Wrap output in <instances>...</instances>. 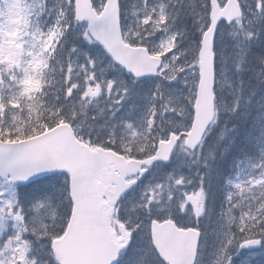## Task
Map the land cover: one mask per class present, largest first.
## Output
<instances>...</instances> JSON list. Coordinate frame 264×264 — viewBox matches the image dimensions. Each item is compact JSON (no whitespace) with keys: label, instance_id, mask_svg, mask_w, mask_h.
<instances>
[{"label":"snow or ice","instance_id":"6c2138e0","mask_svg":"<svg viewBox=\"0 0 264 264\" xmlns=\"http://www.w3.org/2000/svg\"><path fill=\"white\" fill-rule=\"evenodd\" d=\"M2 3L0 264H264V144L252 159L258 172L223 177L227 125L208 140L221 113L218 41L236 21L213 25L212 0L180 27L182 0H139L126 27L122 0L114 18L110 0H21L19 21L10 20L15 0ZM241 9L249 23L264 19V0ZM133 88L145 101L139 117L127 103ZM214 166L225 183L210 206ZM154 225L174 228L164 237L173 252ZM90 242L103 259L78 255Z\"/></svg>","mask_w":264,"mask_h":264},{"label":"rangeland","instance_id":"374dc122","mask_svg":"<svg viewBox=\"0 0 264 264\" xmlns=\"http://www.w3.org/2000/svg\"><path fill=\"white\" fill-rule=\"evenodd\" d=\"M184 0H182L183 3ZM244 2V0H241ZM17 4V10L10 16V20L19 21L22 17V11L20 9L21 0H15ZM124 3V8L122 9L121 24L122 27H126L130 22H132L135 17L132 16V7L136 5L139 8V0H122ZM175 3V0H172ZM203 0L199 1V11H197V18L201 15H206L204 10L200 7ZM251 5L249 3V9ZM0 8L4 10V13L8 14V4H0ZM247 11V10H246ZM193 14V13H192ZM184 18L180 14L179 20L177 22V27L183 26L180 23V19ZM188 21H189V17ZM193 18V17H191ZM165 17L162 15L160 17V23H164ZM250 18L243 15V20L247 24ZM239 26V25H238ZM237 25H232L229 29H224L221 32V39L218 44L221 45L218 49L219 53L217 56V69L219 74V82L217 85L218 96L221 99V113L217 125L213 126L211 132L209 133L208 140L211 141L213 138L220 135L222 128L227 125L229 131L225 134L224 144H228L229 141L232 142V146L228 152H231L233 146L238 145L237 138H243V142L248 140L251 135L249 133L255 132L254 139L255 142H247V145L253 150V153H249V156L245 157L243 161L236 163H231L228 155L226 159L218 162V167L223 173V177H235L238 174H255L258 169L252 167V159L258 155L260 151V146L264 144V80L256 84V90L249 93L247 89L241 87L240 75L242 76V63H241V36L238 31ZM190 27V26H189ZM257 37L261 35V31L264 29V19H261L258 23L252 24ZM233 33H236L233 35ZM159 35V34H158ZM264 37V34H263ZM68 43H73L72 37H68ZM237 49H241L238 51ZM170 50V47L166 51ZM74 59H79V57H73ZM127 74H125V77ZM145 80V85L143 86V93L150 91L152 84L150 78H142ZM139 83V82H137ZM239 100L240 106L235 113H230L229 110L232 108L234 101ZM136 102L138 105L137 116H142L145 108V101L139 99L137 96V89L133 88L127 103ZM123 111V109H122ZM228 117V118H227ZM238 143V144H237ZM238 147L232 151L233 159H236L241 151L247 146ZM255 146L256 148H254ZM225 164L227 165L228 171L225 170ZM233 168L230 170V168ZM215 167L212 172L206 177V195L209 205L218 203L223 198V185L225 180L223 178H218L215 172ZM195 169V165L193 166ZM229 175V176H228ZM151 179V177L149 178ZM147 183V181H146ZM214 185V191L211 187ZM46 187V186H44Z\"/></svg>","mask_w":264,"mask_h":264},{"label":"trees","instance_id":"16d2710c","mask_svg":"<svg viewBox=\"0 0 264 264\" xmlns=\"http://www.w3.org/2000/svg\"><path fill=\"white\" fill-rule=\"evenodd\" d=\"M199 1L200 0H184L183 1V9L180 11L181 15H184V8L185 5H187V11L188 14L190 15L191 13H193L192 15L195 16L196 18V14L197 11H199ZM206 2V0H203V3ZM244 13H246V10H244ZM186 14V12H185ZM235 25H239L238 26V31L240 32V36H241V63H242V76L240 75V80H244V78H251L253 80H255L256 83L264 80V29L263 31H261V35H259V37H257L256 39H253L251 41L248 40V37L252 35L253 32H255L254 28L251 27V24H247L244 22L243 19H240L239 21H237V23H235ZM257 34V33H256ZM70 44L68 43L67 45H65V47H69ZM249 50V51H248ZM248 52V54L246 55V53ZM228 118V117H227ZM253 133L254 136L255 132H251ZM238 139V143L241 145L243 143L242 138H237ZM238 144V147H242V145L240 146ZM237 145L233 146V148L231 149V152L228 154V158H230L231 163H234L233 166L238 163L243 161V159L247 156H249V153L252 154V151L249 150L248 145L241 151V153L237 156L236 159H233L231 154L233 153L232 151L236 148ZM233 166L230 168V170L233 168Z\"/></svg>","mask_w":264,"mask_h":264},{"label":"water","instance_id":"95a60500","mask_svg":"<svg viewBox=\"0 0 264 264\" xmlns=\"http://www.w3.org/2000/svg\"><path fill=\"white\" fill-rule=\"evenodd\" d=\"M85 2V0H82ZM110 8L111 14L113 18L115 17V8H114V0H110ZM212 18H213V25L215 21L219 19L221 16L227 17L230 21H233L240 17L242 11L240 7V3L238 0H227L223 7H220V4L217 3V0H212ZM85 14H88V10L85 9ZM118 42L113 41V46H117ZM210 51V47L206 46L203 49V54L205 57V64L207 63V53ZM137 70L139 67L137 66ZM202 81L204 82V92L201 98V108L202 110H207L210 104V95L208 92V84L206 77H202ZM87 210L89 216L94 213L95 204L94 202L89 201L87 204ZM154 234L157 236V240L159 243L166 245V250L169 252H173L176 247V242L173 240H165L166 233L174 232V228L170 225H154L153 226ZM174 254V253H173ZM79 256H87L93 259H103L105 252L103 246L99 244V242H90L88 244L80 245L79 246Z\"/></svg>","mask_w":264,"mask_h":264},{"label":"bare ground","instance_id":"6f19581e","mask_svg":"<svg viewBox=\"0 0 264 264\" xmlns=\"http://www.w3.org/2000/svg\"><path fill=\"white\" fill-rule=\"evenodd\" d=\"M188 1H190V0H188ZM185 12H186V14H185ZM182 16H184V18H181L180 19V23H181V25H184L187 21H188V18L187 17H189V18H191V17H193V19H196L197 18V16H196V18H195V16L194 15H192V13L189 15L188 14V11H187V5H185V8H184V15H182ZM190 26V25H189ZM240 84H241V87L243 88H245V89H247L248 90V92L249 93H251V92H253V91H255L256 90V82H255V80H253V79H251V78H244V80L242 79V80H240ZM249 135H253V133H249ZM243 138H245V137H243ZM236 140H238V139H236ZM241 142V141H240ZM247 142L249 143V142H255V139H254V136H251L250 138L248 137V140H246L245 139V141L241 144L242 145V147L243 146H245V145H247ZM238 144V143H237ZM240 145V144H239ZM240 145V146H241ZM238 146V145H237ZM254 148H256L255 146H253ZM235 151V150H234ZM231 156L233 157V153L231 154Z\"/></svg>","mask_w":264,"mask_h":264}]
</instances>
